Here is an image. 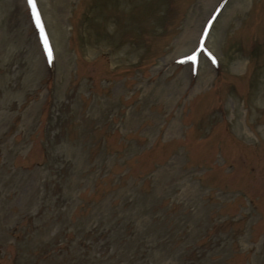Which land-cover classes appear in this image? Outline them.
<instances>
[{"label":"rangeland","instance_id":"obj_1","mask_svg":"<svg viewBox=\"0 0 264 264\" xmlns=\"http://www.w3.org/2000/svg\"><path fill=\"white\" fill-rule=\"evenodd\" d=\"M35 4L0 0V264H264V0Z\"/></svg>","mask_w":264,"mask_h":264},{"label":"snow or ice","instance_id":"obj_2","mask_svg":"<svg viewBox=\"0 0 264 264\" xmlns=\"http://www.w3.org/2000/svg\"><path fill=\"white\" fill-rule=\"evenodd\" d=\"M29 5L32 7L33 10V14L36 16V21H37V25L40 26V20H39V16L36 12V4H35V0H28ZM42 31V29H41Z\"/></svg>","mask_w":264,"mask_h":264},{"label":"bare ground","instance_id":"obj_3","mask_svg":"<svg viewBox=\"0 0 264 264\" xmlns=\"http://www.w3.org/2000/svg\"><path fill=\"white\" fill-rule=\"evenodd\" d=\"M259 100L262 101V102L264 103V93L260 95Z\"/></svg>","mask_w":264,"mask_h":264}]
</instances>
